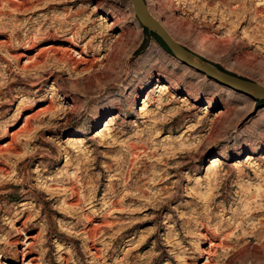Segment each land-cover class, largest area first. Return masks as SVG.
Segmentation results:
<instances>
[{
    "label": "rangeland",
    "instance_id": "1",
    "mask_svg": "<svg viewBox=\"0 0 264 264\" xmlns=\"http://www.w3.org/2000/svg\"><path fill=\"white\" fill-rule=\"evenodd\" d=\"M171 1L179 43L264 86V0ZM149 33L131 0H0V264H264V100Z\"/></svg>",
    "mask_w": 264,
    "mask_h": 264
},
{
    "label": "water",
    "instance_id": "2",
    "mask_svg": "<svg viewBox=\"0 0 264 264\" xmlns=\"http://www.w3.org/2000/svg\"><path fill=\"white\" fill-rule=\"evenodd\" d=\"M134 12L143 28L155 33L181 62L203 72L210 78L255 100H264V86L221 69L191 52L179 43L149 11L146 0H131Z\"/></svg>",
    "mask_w": 264,
    "mask_h": 264
},
{
    "label": "bare ground",
    "instance_id": "3",
    "mask_svg": "<svg viewBox=\"0 0 264 264\" xmlns=\"http://www.w3.org/2000/svg\"><path fill=\"white\" fill-rule=\"evenodd\" d=\"M174 2H182V0H172L171 1V4L173 5V3ZM220 3V2H219ZM221 4V3H220ZM152 6H153V4H151V3H149V5H148V9H149V11L151 12V14L159 21V19H158V17L154 14V11H153V9H152ZM261 6V5H260ZM232 10V9H231ZM235 9H233L231 12L232 13H235ZM261 11V10H260ZM161 24L163 25V27L170 33V31L168 30V28H167V21L166 22H161ZM171 34V33H170ZM172 35V34H171ZM173 36V35H172ZM174 37V36H173ZM121 38V37H120ZM39 55V54H38ZM180 61V60H179ZM181 62V61H180ZM87 63H89V64H91V65H94L93 63H94V61H89V62H87ZM182 64H184L186 67H188V68H191V69H193V70H195V71H197V72H199V73H201V74H203V75H205V76H207L206 74H204L203 72H200V71H198V70H196L195 68H192V67H190L189 65H187V64H185V63H183V62H181ZM75 64V63H74ZM88 65V64H87ZM88 69V68H87ZM91 69V68H90ZM163 88V90H166L167 91V89H168V86H162ZM136 101H137V97L135 98V100H134V104L136 103ZM110 124H108L107 126H109ZM14 137V136H13ZM7 149H10V148H16V141H15V139H13L12 140V142L11 143H9V144H7L6 146H5ZM15 151V150H14ZM253 159V157H251L250 158V160H252ZM219 157H216L215 159H214V163H213V165L214 166H216L217 164H219ZM0 170L1 171H5V168H0ZM217 247V243L214 241V240H211V245H210V249H208V250H206L205 252H204V254H207L208 255V261L211 263V261H212V256L214 255L213 253V251H214V248H216ZM219 247V246H218ZM34 260H32L30 263H28V264H32V262H33ZM209 263V264H210Z\"/></svg>",
    "mask_w": 264,
    "mask_h": 264
},
{
    "label": "trees",
    "instance_id": "4",
    "mask_svg": "<svg viewBox=\"0 0 264 264\" xmlns=\"http://www.w3.org/2000/svg\"><path fill=\"white\" fill-rule=\"evenodd\" d=\"M146 33H149L148 30L146 28H144ZM152 37H154L159 43L160 45L171 54L170 50L168 49V47L165 45V43L153 32L149 33Z\"/></svg>",
    "mask_w": 264,
    "mask_h": 264
}]
</instances>
